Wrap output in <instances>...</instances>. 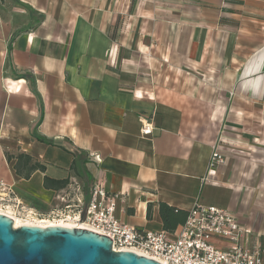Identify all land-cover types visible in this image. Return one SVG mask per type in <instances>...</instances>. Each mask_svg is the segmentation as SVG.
Returning a JSON list of instances; mask_svg holds the SVG:
<instances>
[{
    "label": "crops",
    "instance_id": "crops-1",
    "mask_svg": "<svg viewBox=\"0 0 264 264\" xmlns=\"http://www.w3.org/2000/svg\"><path fill=\"white\" fill-rule=\"evenodd\" d=\"M230 2L184 0L193 22L170 0H0V179L25 208L96 182L139 229L173 233L198 201L264 242V178L238 157L209 166L224 91L252 89L257 43L217 26Z\"/></svg>",
    "mask_w": 264,
    "mask_h": 264
},
{
    "label": "built area",
    "instance_id": "built-area-1",
    "mask_svg": "<svg viewBox=\"0 0 264 264\" xmlns=\"http://www.w3.org/2000/svg\"><path fill=\"white\" fill-rule=\"evenodd\" d=\"M150 129V123L143 122L142 133H149ZM223 161L224 154L216 141L209 166L215 167ZM117 196L92 182L85 199L81 188L74 185L71 194L56 195L58 203L46 216L26 208L25 218L20 219L18 215L25 206L0 179V213H7L12 219L42 221L43 226L58 224V221L71 222L110 237L114 250L134 251L162 264H264V242H250L251 229L240 224L235 214L227 209L197 201L188 210L184 222L170 233L139 229L118 220L115 216Z\"/></svg>",
    "mask_w": 264,
    "mask_h": 264
},
{
    "label": "rangeland",
    "instance_id": "rangeland-1",
    "mask_svg": "<svg viewBox=\"0 0 264 264\" xmlns=\"http://www.w3.org/2000/svg\"><path fill=\"white\" fill-rule=\"evenodd\" d=\"M170 1L176 5L175 10L178 13L185 15L183 18H189L193 22L199 21L198 11L182 9L181 4H183L184 0ZM185 1L195 3L198 0ZM230 1L234 5L230 9L222 11L218 20H216L214 14L211 17L209 12L208 19L204 22L207 25L214 26L219 23L217 26L225 35L223 37L224 41L227 33L232 34L234 37L243 35L245 39L257 43V46L254 58L250 63L252 73L248 78V83L249 85L251 83L252 89L240 90V88H236L223 93L224 115L221 119V130L217 143L225 157H238L239 160L241 159L245 163H252L256 169L257 178H264V9H262L264 8V1L252 0L257 5L250 4L248 0ZM249 5L257 8L250 9ZM180 9H182L181 12ZM127 12L128 15L131 14L130 10ZM246 51L247 49L238 50L237 52L240 56L236 55V59L239 60L240 57L246 59ZM245 170L248 173V169ZM57 203L58 200L55 196V201H52L50 205L42 209L36 208L34 212L41 214V216H46L49 209L56 206ZM10 208L7 209V212ZM24 209L18 215L20 219L25 218L26 208ZM33 217L36 216L34 215ZM20 219H17L18 222H21Z\"/></svg>",
    "mask_w": 264,
    "mask_h": 264
},
{
    "label": "water",
    "instance_id": "water-1",
    "mask_svg": "<svg viewBox=\"0 0 264 264\" xmlns=\"http://www.w3.org/2000/svg\"><path fill=\"white\" fill-rule=\"evenodd\" d=\"M0 264H162L130 250H114L110 237L73 225L14 226L0 213Z\"/></svg>",
    "mask_w": 264,
    "mask_h": 264
},
{
    "label": "trees",
    "instance_id": "trees-1",
    "mask_svg": "<svg viewBox=\"0 0 264 264\" xmlns=\"http://www.w3.org/2000/svg\"><path fill=\"white\" fill-rule=\"evenodd\" d=\"M33 168H36V165L33 166ZM43 170V167H39ZM29 173L25 174V176H27ZM45 181V185H47V181H48V178L45 177L44 179ZM59 183V181H57ZM62 183L66 182V181H61ZM171 209L169 207H167L166 209H164V205H161V217H162V220H163V223H164V226L166 227L168 225V222H169V219H170V211Z\"/></svg>",
    "mask_w": 264,
    "mask_h": 264
},
{
    "label": "bare ground",
    "instance_id": "bare-ground-1",
    "mask_svg": "<svg viewBox=\"0 0 264 264\" xmlns=\"http://www.w3.org/2000/svg\"><path fill=\"white\" fill-rule=\"evenodd\" d=\"M2 211V210H1ZM9 213L11 212L10 210L8 211ZM4 213V212H3ZM7 214V213H6ZM8 215V214H7ZM11 217V216H10ZM14 219V225L15 226H18V225H20V224H23V223H31V224H37V225H42V221H33V220H26V221H21V222H18V220L17 219H15V218H13ZM71 222H69V223H67V224H63V222H59L58 221V224H61V225H72V224H70ZM44 225H54V224H52V223H47V224H44ZM74 226V225H73Z\"/></svg>",
    "mask_w": 264,
    "mask_h": 264
}]
</instances>
